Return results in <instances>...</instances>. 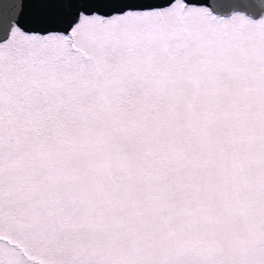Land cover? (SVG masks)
Returning a JSON list of instances; mask_svg holds the SVG:
<instances>
[{
    "label": "snow or ice",
    "instance_id": "snow-or-ice-1",
    "mask_svg": "<svg viewBox=\"0 0 264 264\" xmlns=\"http://www.w3.org/2000/svg\"><path fill=\"white\" fill-rule=\"evenodd\" d=\"M0 264H264V0H0Z\"/></svg>",
    "mask_w": 264,
    "mask_h": 264
}]
</instances>
